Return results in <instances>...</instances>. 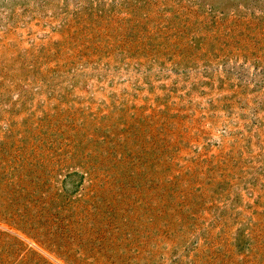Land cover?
Returning <instances> with one entry per match:
<instances>
[{
    "label": "rangeland",
    "instance_id": "1",
    "mask_svg": "<svg viewBox=\"0 0 264 264\" xmlns=\"http://www.w3.org/2000/svg\"><path fill=\"white\" fill-rule=\"evenodd\" d=\"M0 264H264V0H0Z\"/></svg>",
    "mask_w": 264,
    "mask_h": 264
}]
</instances>
